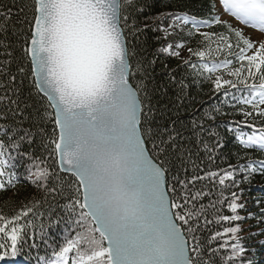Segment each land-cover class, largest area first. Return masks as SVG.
I'll list each match as a JSON object with an SVG mask.
<instances>
[{
	"label": "snow or ice",
	"instance_id": "6c2138e0",
	"mask_svg": "<svg viewBox=\"0 0 264 264\" xmlns=\"http://www.w3.org/2000/svg\"><path fill=\"white\" fill-rule=\"evenodd\" d=\"M160 2L0 0V191L42 193L0 213V264H258L243 222L264 236V196L250 212L242 185L264 176L250 155L264 154V39L221 15L264 33V0L151 14ZM148 31L164 41L152 59L136 47ZM160 55L180 61H160L167 84ZM190 83L213 103L157 120L153 95L182 102ZM225 149L236 163L214 168Z\"/></svg>",
	"mask_w": 264,
	"mask_h": 264
},
{
	"label": "trees",
	"instance_id": "16d2710c",
	"mask_svg": "<svg viewBox=\"0 0 264 264\" xmlns=\"http://www.w3.org/2000/svg\"><path fill=\"white\" fill-rule=\"evenodd\" d=\"M211 0H161L157 7L150 10L151 14H159L161 12L167 11H184L188 10L185 8V4H187L193 12L197 15H204L205 12L201 11V8L208 10ZM217 7L219 0H216ZM226 15V14H225ZM228 23H230L233 27L236 28H243V30L258 32V30L246 28L245 26L241 25L239 22L234 21L238 24L239 27L232 24L231 22L226 19ZM151 27V21H148ZM159 24V21L156 22ZM167 21H165V24ZM249 29V30H248ZM224 30L222 26H216L214 29H202V31H222ZM264 35V33H262ZM156 37H162V33L160 32H152L148 31L147 36H141L140 42L136 44V47L139 49L141 45H145L147 47V51L145 55H147L148 59H152V54L156 52L164 41L161 39L157 41ZM131 39V38H130ZM170 40L175 39V37H169ZM199 39V37H197ZM131 46V45H130ZM190 47H195L196 43L195 40L189 45ZM195 59V58H193ZM160 61L167 63L170 67H176L177 64L180 63L177 59L165 58L163 55L158 57V63L156 71L159 74L157 79L160 83L167 84V81L164 79L163 74L160 73ZM230 78V77H225ZM189 95L186 96L183 101H179L176 99V94L173 87H168L166 91L157 92L153 95L152 102L153 105L157 108V120H165L166 116H170L172 111H179L180 119L188 122L193 116H200L205 107L209 104L213 103L212 100L209 99L211 93V85L210 84H203V85H196L191 84L188 89ZM177 105L179 106L177 108ZM171 110V111H170ZM164 113L165 115H161ZM240 119V117H236ZM218 119H228L227 117H220ZM250 131V130H249ZM232 138H230L231 141ZM228 148L232 149L233 151L237 150L236 147L230 142ZM224 153L227 155V160H223L221 156L217 157L216 165L213 167H224L226 168L228 163H236V156L231 155L228 152V149L224 150ZM203 155V154H201ZM250 155L253 158H264V154L258 152H251ZM244 163L246 161H240ZM22 170V169H21ZM242 187L245 189V193L243 196V200L247 201V209L250 212L258 213L259 207L256 206L255 200L264 196V176L255 175L251 178V183L243 184ZM33 195H42V193H37L36 190L32 185L27 182H24L21 185H18L17 189H10L7 191H0V213L6 215H14L17 210L22 207V203H27L28 200ZM260 207H264V204L260 205ZM41 211L47 212L46 206L40 209ZM225 214H230L225 210ZM31 215V214H30ZM26 219V218H25ZM23 222V221H21ZM257 221L254 219H248L243 222L244 232L243 236L246 238L245 243L248 247H256L258 250V264H264V248L259 246V241L264 240V236H259L255 238H251L250 232L251 231H258L259 229L256 227ZM260 227H264V224H261ZM36 252L33 250V255ZM44 252L41 249L40 255H43ZM250 255V253H249ZM9 264H27V262L22 257H17L15 260L9 262ZM34 264V262H33Z\"/></svg>",
	"mask_w": 264,
	"mask_h": 264
},
{
	"label": "rangeland",
	"instance_id": "374dc122",
	"mask_svg": "<svg viewBox=\"0 0 264 264\" xmlns=\"http://www.w3.org/2000/svg\"><path fill=\"white\" fill-rule=\"evenodd\" d=\"M218 9L222 13V8L220 7L219 3H218ZM221 19L222 20L228 19L229 22H231L232 24H234L237 27H239L238 24L236 22H234V21H237V20H235V18L229 16L227 13H223L221 15ZM237 22H239V21H237ZM243 31H244L245 35L248 36L252 40L259 41V40L264 39V35L262 33H260L259 31L258 32H252V31H247V30H243ZM181 55L184 58H188L189 57V53L186 51V49L181 51Z\"/></svg>",
	"mask_w": 264,
	"mask_h": 264
}]
</instances>
